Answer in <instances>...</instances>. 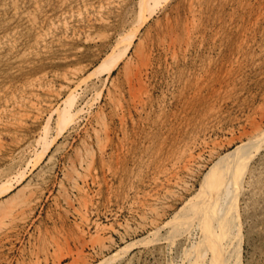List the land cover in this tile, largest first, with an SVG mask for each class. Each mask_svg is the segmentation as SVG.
Here are the masks:
<instances>
[{
  "label": "rangeland",
  "instance_id": "1",
  "mask_svg": "<svg viewBox=\"0 0 264 264\" xmlns=\"http://www.w3.org/2000/svg\"><path fill=\"white\" fill-rule=\"evenodd\" d=\"M76 1L0 0V264H186L200 232L180 213L218 157L264 131V0ZM262 143L239 233L218 242L206 213L220 264H264Z\"/></svg>",
  "mask_w": 264,
  "mask_h": 264
},
{
  "label": "bare ground",
  "instance_id": "2",
  "mask_svg": "<svg viewBox=\"0 0 264 264\" xmlns=\"http://www.w3.org/2000/svg\"><path fill=\"white\" fill-rule=\"evenodd\" d=\"M78 1V0H77ZM76 1V2H77ZM82 1V0H81ZM86 1V0H85ZM143 1L142 4L144 3V0H141ZM140 1V2H141ZM146 1V0H145ZM148 1V0H147ZM150 2L153 1V3H156L158 2L159 0H149ZM148 1V2H149ZM99 2V1H97ZM149 2V3H150ZM80 3V2H79ZM78 3V4H79ZM90 3V2H89ZM100 3V2H99ZM82 4V2H81ZM85 4V3H84ZM94 3H92L93 5ZM140 6L139 4V9L140 7H145L144 4ZM86 5V4H85ZM90 5V4H88ZM95 5V4H94ZM97 6V5H96ZM147 6V4H146ZM150 6V5H149ZM86 7V6H85ZM89 7V6H88ZM86 7V8H88ZM138 7V5L136 6ZM148 7V6H147ZM146 7V8H147ZM145 8V9H146ZM78 9V8H76ZM84 9V8H83ZM93 9V8H92ZM144 9V10H145ZM150 9V7H149ZM85 10V9H84ZM148 10V9H147ZM79 11V10H77ZM65 12V11H64ZM90 12V11H88ZM144 12V11H143ZM142 12V13H143ZM62 13V12H61ZM66 13V12H65ZM95 13V12H94ZM138 13V12H137ZM32 14V13H31ZM68 14V13H67ZM141 14V13H139ZM63 15V14H62ZM65 15V14H64ZM145 15V14H144ZM143 15V16H144ZM29 16H33V15H29ZM137 18H136V21L138 19V15L136 14ZM46 17V16H45ZM140 17H142V14L140 15ZM37 18V17H36ZM62 18V17H60ZM27 19H30L27 18ZM38 19H40V17H38ZM46 19V18H45ZM55 19V18H54ZM53 19V20H54ZM26 20V19H25ZM61 20V19H60ZM66 20V19H64ZM140 20V21H139ZM139 25H141L140 22L141 19H139ZM40 21V20H39ZM52 21V20H51ZM50 21V22H51ZM35 22V21H34ZM48 22V21H46ZM54 22V21H53ZM52 23V22H51ZM55 23V22H54ZM56 23L58 24V21H56ZM55 23V25H56ZM138 23V22H137ZM28 24V23H27ZM30 24V23H29ZM37 24V21L36 23ZM44 24V23H43ZM47 24V23H46ZM50 24V23H49ZM53 24V23H52ZM64 24V23H62ZM67 24V23H66ZM136 24V23H135ZM38 25V24H37ZM137 25V24H136ZM136 25H134L136 27ZM28 27V25H26ZM34 26V25H32ZM41 26V24H40ZM48 26V25H46ZM45 26V27H46ZM61 26V25H59ZM138 26V25H137ZM30 27V25H29ZM35 27V26H34ZM58 27V26H57ZM139 27V26H138ZM33 28V27H32ZM36 28V27H35ZM39 29V27H37ZM53 28V27H52ZM62 28V27H61ZM133 28V27H132ZM37 29V30H38ZM42 29V28H41ZM47 29V27H46ZM49 29V28H48ZM51 29V28H50ZM136 31V29H134ZM39 31V30H38ZM37 31V32H38ZM47 31V30H46ZM135 31L134 32H130L132 35L128 36V38H126L125 36H127V34L124 36L126 40V43H124V46L122 48V50L120 49V53H115V55H113L112 59H113V63L111 64L110 66V69L112 67H114L118 61L120 60V58L126 54V51L130 48V46L133 44V39H134V35H135ZM129 33V34H130ZM43 34V33H42ZM46 35H47V32H46ZM48 36V35H47ZM123 36L121 37L123 39ZM45 37V36H44ZM6 38V36H5ZM120 38L119 41L117 42H120L122 39ZM136 38V37H135ZM125 39H123L125 41ZM122 40V41H123ZM138 41V40H137ZM141 42L142 41H138L136 42L137 45L133 46V49L136 50L138 49V46L141 45ZM123 45V44H122ZM11 47V46H10ZM9 47V48H10ZM115 52V51H114ZM108 54V53H107ZM106 54V55H107ZM130 60V59H129ZM131 61V60H130ZM127 64V60L126 62L124 63V65L126 66ZM77 71V70H76ZM75 73V72H74ZM79 73V72H78ZM94 73V72H93ZM96 73V72H95ZM71 74V73H70ZM76 74V73H75ZM72 76V75H71ZM69 77V76H68ZM77 77V76H76ZM75 78V77H74ZM66 80V79H65ZM76 81V80H75ZM74 82V81H73ZM81 83V82H80ZM70 85V84H69ZM68 85V86H69ZM72 85V84H71ZM77 86V85H76ZM65 87V86H64ZM76 89V88H75ZM72 90V88H71ZM80 91V90H79ZM26 95V94H25ZM23 96V95H22ZM24 97V96H23ZM57 97V96H56ZM55 97V98H56ZM28 98V97H27ZM53 98V97H52ZM24 99V98H23ZM50 99V98H49ZM74 100V99H73ZM51 101V100H50ZM49 101V102H50ZM23 102V101H22ZM31 102V101H30ZM67 102V101H66ZM52 103V101H51ZM49 104V103H48ZM66 107L62 114L58 115V116H61V118H63V116H68V117H71V112L69 111V108L70 106L66 105L64 106ZM52 108V106H51ZM3 109V108H2ZM51 109L49 108V111ZM71 110V109H70ZM77 114V113H76ZM74 115V114H73ZM72 115V116H73ZM50 117V116H49ZM67 118V117H66ZM48 120V119H47ZM63 120V119H62ZM60 119V122L62 121ZM67 120H70L67 118ZM46 121V120H45ZM64 124L65 121L63 120ZM63 122H62V125H63ZM61 124V123H60ZM68 124V123H67ZM255 124V123H254ZM257 125V124H256ZM61 126V125H60ZM64 126V125H63ZM105 128V127H104ZM254 127H252V130H251V133L253 132V129ZM257 129V128H256ZM255 129V131H256ZM108 130V129H107ZM60 131V130H59ZM254 133L251 134V136L248 135V141L247 142H241L240 145H238L234 151L232 152H228V153H225L223 155H221L220 157H218V159L214 162V165L211 166L209 168V170L206 172L204 178H203V181L200 183V186L198 188V191L196 192L194 198H192L190 200V202L188 203V205H186L184 207V209L182 210V212L180 213V217L178 218V220L175 222L177 223V227L178 229H181L182 226H187L189 227L190 224L194 223L193 225L197 228H199V232H200V235H197L196 237H194V234H191V233H187L186 235V239L188 242H191L192 239L194 240H199V246H200V249L198 251V255H196L195 257V252L193 251V249L191 248H188L187 250H185L183 253L184 255L187 257V260L185 258H183L184 260L183 261H187L185 262L186 264H203L205 262V258L207 255L210 256V258L214 261V264H220L217 259L219 257V250H210L209 251V244H210V240H211V235H210V230H208L206 227H205V217H206V213H210L211 217H212V223H213V230H214V234H215V231H216V239L218 240V242H221L224 234H226L230 229L232 228H237L236 231H234V234L236 233H239V218H238V196H239V193L242 189V186H243V177L245 175V173L247 172V165L248 164V161L249 159H252L251 157L254 156V154H252L253 152L252 151V148H254L255 152H257L256 150L259 149L262 142H264V131H259L258 133ZM106 132V130H105ZM257 132V131H256ZM214 142V141H213ZM52 143V142H51ZM50 144V143H49ZM263 144V143H262ZM47 146V144H46ZM45 146V147H46ZM49 146V145H48ZM263 147V146H262ZM42 148V147H41ZM261 148V147H260ZM215 149V148H214ZM189 150V149H188ZM213 150V148H210V151ZM34 151V150H33ZM42 151V150H41ZM46 151V150H45ZM259 151V150H258ZM213 152V151H212ZM234 152H238V156L239 159H234L233 158V154ZM188 153V151L186 152ZM214 153V152H213ZM212 153V154H213ZM258 153V152H257ZM41 155V154H40ZM42 156V155H41ZM87 156V155H86ZM189 157L186 158L187 159V162H185L183 164V168L184 170L188 171L190 168H191V160H193L194 162V159H196V157L193 159V158H190L192 155H188ZM197 156V155H196ZM213 156V155H212ZM39 157V156H38ZM82 157V156H81ZM187 157V156H186ZM199 157V156H198ZM185 159V160H186ZM251 162V161H250ZM253 163V162H252ZM251 164V163H250ZM175 165V164H174ZM89 166V165H88ZM169 166V165H168ZM176 166V165H175ZM172 167V166H171ZM177 168V167H176ZM182 168V169H183ZM251 168V165L249 167V169ZM171 169V168H170ZM179 169V168H178ZM177 169V170H178ZM176 171V170H174ZM173 172V171H172ZM250 172V171H249ZM164 173V172H162ZM176 173V172H175ZM171 174V173H169ZM174 174V173H172ZM247 174V173H246ZM175 175V174H174ZM173 175V176H174ZM164 177V176H163ZM177 177V176H176ZM173 178V177H172ZM242 178V180H241ZM246 181H244V185L245 184H249L250 182V178H251V174L248 175V177H246ZM165 179V178H164ZM176 179V178H175ZM174 182H178V181H175ZM179 178H177L178 180ZM167 180V179H166ZM170 180V179H169ZM161 181V180H159ZM172 182V180L170 181ZM173 182V183H174ZM183 182V181H181ZM163 185V184H162ZM180 185V184H179ZM227 185V187H226ZM12 187V186H11ZM244 187V186H243ZM166 189H168L167 187H165ZM24 189V188H23ZM22 189V191H23ZM157 189V188H156ZM8 190V188H7ZM5 191V190H4ZM20 196V195H19ZM147 196V195H146ZM148 197V196H147ZM22 200V199H21ZM132 200V199H131ZM138 200V199H137ZM148 202V201H147ZM7 203V202H6ZM141 204V203H140ZM147 206V205H146ZM142 207H144V204L142 205ZM148 207V206H147ZM3 208V207H2ZM5 208V207H4ZM143 209V208H142ZM152 209V207L150 208ZM225 209V210H223ZM240 209V208H239ZM1 210V209H0ZM133 210V209H132ZM146 210V209H145ZM144 210V212H145ZM226 210H228V217L225 218V212ZM148 211V210H147ZM141 212V211H140ZM150 212V211H148ZM82 215V214H81ZM150 219V218H149ZM146 221V220H145ZM151 221V219L149 220ZM153 222V221H152ZM156 222V221H155ZM154 222V223H155ZM149 223V222H148ZM157 223V222H156ZM169 221L167 222V225H168ZM171 223V222H170ZM152 224V223H150ZM158 224V223H157ZM96 226V225H95ZM155 226V225H154ZM161 226V225H160ZM185 226V227H186ZM186 227V228H187ZM194 227V228H195ZM192 228V230H196ZM185 229V228H184ZM157 230V229H156ZM186 230V229H185ZM183 231V230H181ZM187 231V230H186ZM189 231V230H188ZM173 232V231H172ZM171 232V233H172ZM157 233V232H156ZM179 233V232H178ZM241 233V232H240ZM182 235V233H180ZM179 234V235H180ZM197 234V233H196ZM171 235V234H170ZM172 237L174 236L173 234L171 235ZM177 236V235H176ZM192 245V243L190 244ZM238 252V251H237ZM236 252V254L234 255V260L229 262L228 264H238L239 262V255L238 253ZM121 254V253H119ZM116 256V254H115ZM118 256V255H117ZM116 256V257H117ZM121 256V255H120ZM182 258V257H181ZM119 262V261H118ZM178 262V261H177ZM126 262H122L121 264H125ZM183 263V262H182ZM120 264V263H119ZM179 264V262H178Z\"/></svg>",
  "mask_w": 264,
  "mask_h": 264
}]
</instances>
